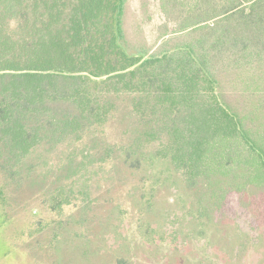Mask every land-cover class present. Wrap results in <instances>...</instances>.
Wrapping results in <instances>:
<instances>
[{"label": "trees", "instance_id": "16d2710c", "mask_svg": "<svg viewBox=\"0 0 264 264\" xmlns=\"http://www.w3.org/2000/svg\"><path fill=\"white\" fill-rule=\"evenodd\" d=\"M128 2L0 0V151L10 159L6 165L12 154L23 157L45 139L81 140L127 111L123 160L140 168L137 184L153 187L145 202L128 211L118 207L115 218L144 213L136 220L143 242H155L158 230L165 237L160 241L184 254L203 246L192 234L240 232L239 224L260 241L264 0H160L164 22L157 42L136 48L125 29ZM155 168L164 170L152 173ZM164 173L175 189V207L148 218L157 208L150 195ZM69 188L50 187L44 196L53 207L69 205ZM234 202L243 208L231 211ZM218 224L225 230L217 231ZM171 234L176 241L167 239Z\"/></svg>", "mask_w": 264, "mask_h": 264}, {"label": "rangeland", "instance_id": "374dc122", "mask_svg": "<svg viewBox=\"0 0 264 264\" xmlns=\"http://www.w3.org/2000/svg\"><path fill=\"white\" fill-rule=\"evenodd\" d=\"M163 22L160 0H129L125 29L133 48L155 44ZM61 105L55 103L60 113ZM123 113L127 111H119L121 116L112 125L93 126L81 140L61 135L43 140L23 157L12 154L15 158L10 166L6 165L10 159L0 151V264H123L118 261L121 254L129 258V264H208V260L212 264H264V237L254 240L252 230L248 232L242 224L240 232L223 231L225 224H218L221 234L201 239L192 234L203 246L194 244L193 253L184 254L185 250L175 252L160 241L164 236L158 230L155 242H143L136 220L144 213L129 211L124 219L113 216L118 207L128 211L134 202H145L153 187L137 184L140 168L123 160L119 148L123 145ZM155 169L152 173L164 170ZM168 181L164 173L162 185L153 188L150 198L157 208L147 211L148 218L175 207L170 200L175 189ZM70 186L74 198L69 205L53 207L44 196L50 187L71 191ZM79 190L83 194L78 195ZM233 205V212L243 208L241 202ZM249 212L253 217L250 207ZM157 216L163 221L162 215ZM159 225L164 233L165 223L159 224L158 219ZM175 238L173 234L167 237ZM130 248L128 254L123 253ZM157 253L163 255L161 259L152 257Z\"/></svg>", "mask_w": 264, "mask_h": 264}]
</instances>
